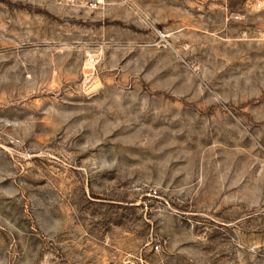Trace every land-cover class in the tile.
Segmentation results:
<instances>
[{"label": "rangeland", "instance_id": "374dc122", "mask_svg": "<svg viewBox=\"0 0 264 264\" xmlns=\"http://www.w3.org/2000/svg\"><path fill=\"white\" fill-rule=\"evenodd\" d=\"M0 264H264V0H0Z\"/></svg>", "mask_w": 264, "mask_h": 264}, {"label": "built area", "instance_id": "2783aa9c", "mask_svg": "<svg viewBox=\"0 0 264 264\" xmlns=\"http://www.w3.org/2000/svg\"><path fill=\"white\" fill-rule=\"evenodd\" d=\"M258 4L261 5V2H259ZM94 60H95V58L93 56L90 57V59H89L90 62H93Z\"/></svg>", "mask_w": 264, "mask_h": 264}]
</instances>
